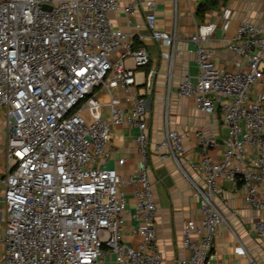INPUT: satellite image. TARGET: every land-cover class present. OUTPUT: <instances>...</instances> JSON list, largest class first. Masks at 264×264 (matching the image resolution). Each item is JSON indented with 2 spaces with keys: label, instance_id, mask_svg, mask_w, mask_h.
Listing matches in <instances>:
<instances>
[{
  "label": "built area",
  "instance_id": "2783aa9c",
  "mask_svg": "<svg viewBox=\"0 0 264 264\" xmlns=\"http://www.w3.org/2000/svg\"><path fill=\"white\" fill-rule=\"evenodd\" d=\"M142 0H0V108L6 137L0 175V264H160L156 208L149 179V108L155 69L145 34L170 45L175 26H155V0H143V32L134 15ZM264 3V0H262ZM219 24L229 27L231 8ZM124 12L125 25L112 19ZM187 34L194 42L196 79L182 72L177 91L203 113L221 110L227 127L222 157L213 130L197 127L199 158L191 178L199 216L183 218L186 253L175 264H209L219 226L222 180L243 188V201L264 207V17L236 22L228 46L233 68L219 66L205 43L218 26L204 20ZM138 44H135L134 42ZM169 77L170 71L168 72ZM96 107H98L96 109ZM115 136L129 137L133 165ZM163 146L183 170V132L166 126ZM184 171V170H183ZM132 192L128 206L126 187ZM132 218L127 228L125 220ZM252 230L264 243V216Z\"/></svg>",
  "mask_w": 264,
  "mask_h": 264
},
{
  "label": "crops",
  "instance_id": "0c3cea01",
  "mask_svg": "<svg viewBox=\"0 0 264 264\" xmlns=\"http://www.w3.org/2000/svg\"><path fill=\"white\" fill-rule=\"evenodd\" d=\"M125 1V0H123ZM197 0H155L153 10L156 13L155 26L171 29L172 19L175 26V48L172 60L162 55V51L169 49L170 45L160 40H154L148 34L142 39L150 54V62L145 65L155 69L153 73L152 92L148 100L149 108V163L151 166V179L155 191L156 208L151 217L155 227V235L159 252L162 254L160 264H175L179 255L186 253L182 244L181 226L183 218L199 216V199L191 178H198L193 162L199 158V147L194 139V131L203 126L206 130H213L218 140V146L213 150L215 157H222V141L227 127L221 121V110L203 113L193 102L192 95L182 96L177 91V82L186 71L192 81L196 79L197 64L193 55L194 42L187 39V34L196 28V24L204 20H215L218 26L208 35L205 43L214 52L215 62L219 66L233 68L236 54L229 48L227 38L232 36L236 22L241 18L258 20L264 17V3L262 0H217L216 5L204 10L203 16L196 14ZM228 5L231 8L229 27L224 29L219 24L221 7ZM143 0L136 10L134 18L140 22V29L147 33L148 29L143 23ZM112 19L119 25H125L124 12L115 10ZM170 71V77L168 72ZM252 95L255 91H264V79L255 82ZM264 104V101H263ZM166 126L177 127L183 132L184 152L181 154L183 170L163 146H157L159 138ZM6 129L0 115V152L3 153ZM129 137L113 138L115 144L120 146L119 153L127 158L126 167L133 165L134 150L126 144ZM4 156L0 158V175L4 166ZM191 177V178H190ZM1 181V180H0ZM222 196L226 204L219 199L226 221L219 226L211 248L212 256L209 264H264V243L259 240L252 230L255 217L264 216V207L256 209L243 201V188L225 179L220 182ZM128 206L133 203L132 192L126 187ZM133 206V205H132ZM126 227L133 225L132 218L125 220ZM105 264H113L106 260Z\"/></svg>",
  "mask_w": 264,
  "mask_h": 264
},
{
  "label": "trees",
  "instance_id": "16d2710c",
  "mask_svg": "<svg viewBox=\"0 0 264 264\" xmlns=\"http://www.w3.org/2000/svg\"><path fill=\"white\" fill-rule=\"evenodd\" d=\"M217 0H197L196 4V14L199 17L203 16L204 10L208 8L209 6L216 5ZM135 44H138L136 41L134 42Z\"/></svg>",
  "mask_w": 264,
  "mask_h": 264
},
{
  "label": "rangeland",
  "instance_id": "374dc122",
  "mask_svg": "<svg viewBox=\"0 0 264 264\" xmlns=\"http://www.w3.org/2000/svg\"><path fill=\"white\" fill-rule=\"evenodd\" d=\"M194 82V81H193ZM98 107H96V109H97ZM2 112H3V108H0V114H2ZM4 156V154L2 153L1 154V152H0V158H2ZM149 166H150V163H149ZM148 173H149V179H150V181H151V189L153 190V192L155 193V191H154V189H153V184H152V179H151V173H152V170H151V166H150V169H149V171H148ZM1 187H2V183H1V181H0V189H1ZM2 205V201L0 200V206ZM4 250V242H2V241H0V252L1 251H3Z\"/></svg>",
  "mask_w": 264,
  "mask_h": 264
}]
</instances>
